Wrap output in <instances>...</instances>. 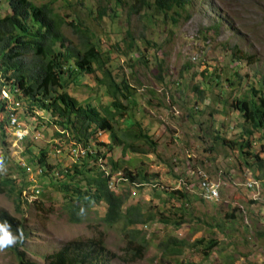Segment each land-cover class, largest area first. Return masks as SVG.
<instances>
[{
  "label": "rangeland",
  "instance_id": "rangeland-1",
  "mask_svg": "<svg viewBox=\"0 0 264 264\" xmlns=\"http://www.w3.org/2000/svg\"><path fill=\"white\" fill-rule=\"evenodd\" d=\"M115 1L82 0L80 5L78 0H72L67 6L58 0L52 4L58 13L71 15L88 25L105 48L124 39L126 30L140 46L141 54L132 50L130 66L118 58V53L114 55L118 62L115 68L121 67L117 68L118 79L124 74L135 93L128 114L112 124L117 131L128 127L132 121L127 116L133 113L136 123L144 124L155 142L154 153L148 152L150 148L143 141L135 140L132 143L143 153H123L122 147H114L98 163L106 174H110L116 163L117 170L112 173L109 186L113 191L127 194L126 205L138 202L144 210L162 213L172 220L178 219L182 211L181 221L186 223L174 228L156 218L141 229L147 242L143 257L124 262L121 259L124 235L117 227L102 224L103 206L87 210L78 224L70 222L63 208L64 200L56 190L46 189L48 177L35 165L33 157L40 150H51L48 152L51 165L70 168L79 163L80 156H85L81 154L83 149L77 147L81 150L76 153L70 146L64 150L51 149L50 144L56 142L55 134L60 129L47 125L52 124L48 115L38 112L40 121L36 123V117L25 115L21 106H12L8 122L14 114L17 128L27 133L23 140H17L9 132L4 145L0 142V158L6 161L0 165V190H8L6 179L19 180L24 174L30 182L29 190H39V195L28 198L27 204H22L24 193L17 201L16 195L10 197L0 192V211L7 212L23 226L20 250L30 261L42 264L44 256L67 242L97 238L102 233L107 250L116 256L109 264H264V166L259 170L254 164L258 161L255 155L264 161V139L258 132L250 137L244 135L239 114L230 107L248 89V84L254 82L253 74H264V0H189L187 10L179 11V16L169 13L176 23L159 15L151 20L145 15L132 14L130 7L122 10L121 3L117 18L112 21L105 17L99 27L93 24L91 18L97 6L115 8ZM121 1L126 5L134 3V0ZM5 8V2L1 1L0 15L7 12ZM62 32L69 43L77 44L69 27L64 25ZM142 34L155 42L154 49L139 38ZM236 50L244 59L233 62L232 54H239ZM157 60H163L159 79ZM226 78L240 80V85L232 92L221 87L218 83L229 85ZM80 83L86 86L75 93L79 101L90 97L99 110L109 103L92 77ZM122 104L128 106L124 100ZM34 124L39 126L33 130ZM243 140L251 144V148L243 150L248 153L244 156L236 146ZM97 142L108 144L113 140L105 134ZM25 147L32 151L30 155ZM105 149L94 145L93 153L100 150L102 155ZM127 171L146 174L150 181L133 186L122 178ZM199 172L221 185L218 204L203 201L197 195ZM249 182L252 188L247 186ZM174 190L186 193L187 201L169 200L168 194ZM169 237L184 240L189 246L177 256L162 258L157 244ZM210 241L214 245L207 255L203 248ZM14 247L0 250V264H17Z\"/></svg>",
  "mask_w": 264,
  "mask_h": 264
},
{
  "label": "trees",
  "instance_id": "trees-1",
  "mask_svg": "<svg viewBox=\"0 0 264 264\" xmlns=\"http://www.w3.org/2000/svg\"><path fill=\"white\" fill-rule=\"evenodd\" d=\"M1 1L5 2L7 12L0 15V142L4 145L9 135L7 119L12 106H21L25 115L36 117V123L40 121L37 117L38 112L47 114L49 122L52 123L47 125H54L61 131L55 134L57 140L50 144L51 149L64 150L69 146L70 149H76L80 146L85 156H80L78 164L75 163L70 168H62L49 163L48 152L50 153L51 150L43 149L38 154H34L35 165L48 177L46 189L56 190L62 197L68 219L75 224L81 222L82 215L87 210L94 206H103L104 214L100 218L102 224L108 228L117 227L124 235V256L121 259L124 262L141 259L147 246L142 236L143 227L156 218L165 225H174V228H180L186 222L181 221L183 215L181 210L180 217L172 220L162 213L156 214L150 209L144 210L138 202L126 205L127 194L113 191L109 186L111 175L117 170L116 163H113L110 174H106L98 163L100 159H105L114 147H122L123 153L127 151L143 153V150L136 148L137 146L132 143L135 140L143 141L150 148L148 152L154 153L155 142L148 135L144 124L136 123L133 113L132 116H127L131 119V124L118 129L119 134L112 124L117 118L123 119L128 114L135 93L124 74L118 79L117 72L121 67L115 68L118 62L116 63L114 55L118 53V58H123L126 60L125 64L130 66L132 50L141 54L140 46L136 43L133 34L126 30L124 39L109 43L106 48L103 47L97 33L88 25L83 24L78 18L60 14L55 10L53 5L58 0H48L43 3H35L33 0ZM61 1L70 6L72 0ZM81 2L82 0H78L80 5ZM121 3L122 10L124 7H130L132 14L145 15L143 17L151 20L159 15L164 20L171 18L173 23L177 20L169 13L179 16V11H186L190 5L189 0H134L133 4L127 5L121 0H116L115 8L106 9L102 4L97 6L95 16L91 18L93 24L99 27L105 17L113 21L118 17ZM189 17L187 15L186 19ZM64 25L76 36V45L69 43L63 34ZM139 38L145 40L144 43L154 49V41L147 40L143 34ZM236 51L239 54L237 56L232 54L233 62L244 59L239 50ZM153 56L157 59L156 50ZM157 61L159 79L163 60ZM86 77L94 79L95 86L103 92L102 96H106L109 102L102 110L91 103L90 97L83 101L75 97L78 88L86 86L80 83V80ZM253 79L254 82L248 84V89L243 95L237 96L230 107L238 112L244 135L250 137L258 132L264 139V74L256 72L253 74ZM239 81L226 78L225 82L230 86L218 84L232 92L240 85ZM2 93L7 97H3ZM99 98L101 101V96ZM122 100L126 101L128 106L123 105ZM224 103L227 104L226 100ZM36 126L39 124H34L33 130ZM105 134L109 135L113 143L97 142L98 137ZM94 145L106 148L104 154L101 155L100 150L93 153ZM236 146L243 156L248 155L243 150L251 148L249 140H243ZM24 150L28 154L32 153L27 147ZM254 158L258 160L254 163L255 166L261 170L264 166L263 159L256 155ZM109 161L112 163L111 159ZM4 164H6L5 159L0 158V165ZM122 178L133 186L145 185L150 181L148 176L141 172L132 174L127 171ZM4 184L8 186V190L1 189L0 192L4 191L10 197L16 195L17 201L21 200L22 193H25L22 204L29 203L27 197L33 192L29 190L30 182L25 174L21 175L19 180L6 179ZM168 195L169 200H176L179 203H182V200L187 201L188 198L186 193L180 190H174ZM33 204H36V200ZM5 220L11 224L13 234L18 235L16 231L18 227L23 229L19 221L7 212L0 211V222ZM213 245L214 242L210 241L208 246L203 248L204 254L208 255L207 251ZM187 246L189 245L184 240L173 237L157 244L162 258L177 256ZM22 247L23 241H18L13 248L17 264H39L27 259L25 252L20 250ZM114 258H116L115 254L107 250L103 234L99 233L97 238L67 242L61 248L44 256L42 264H109Z\"/></svg>",
  "mask_w": 264,
  "mask_h": 264
},
{
  "label": "built area",
  "instance_id": "built-area-1",
  "mask_svg": "<svg viewBox=\"0 0 264 264\" xmlns=\"http://www.w3.org/2000/svg\"><path fill=\"white\" fill-rule=\"evenodd\" d=\"M4 95L7 97L5 93ZM17 127L18 119L14 114H11L8 130L17 140H23L27 132ZM80 150L81 149H73L72 151L76 153ZM81 154H84V150H81ZM247 186L252 188V183H247ZM220 190L221 185L218 182L210 180L204 173L199 172L196 193L203 201L218 204L220 202ZM33 193V196L36 197L39 194V190L34 188Z\"/></svg>",
  "mask_w": 264,
  "mask_h": 264
},
{
  "label": "clouds",
  "instance_id": "clouds-1",
  "mask_svg": "<svg viewBox=\"0 0 264 264\" xmlns=\"http://www.w3.org/2000/svg\"><path fill=\"white\" fill-rule=\"evenodd\" d=\"M31 192H33V190ZM33 194L29 195L27 199L33 198L34 197ZM24 196H26L25 193ZM11 227H12L11 224L7 220L0 222V250L15 245L18 241H23L24 239V231L22 228L20 227L17 228L16 231L18 235H16L13 234Z\"/></svg>",
  "mask_w": 264,
  "mask_h": 264
}]
</instances>
